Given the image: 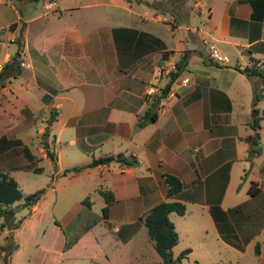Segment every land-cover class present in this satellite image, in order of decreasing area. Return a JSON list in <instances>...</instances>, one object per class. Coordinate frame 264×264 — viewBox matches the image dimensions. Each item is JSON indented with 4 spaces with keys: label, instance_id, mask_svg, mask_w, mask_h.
<instances>
[{
    "label": "crops",
    "instance_id": "0c3cea01",
    "mask_svg": "<svg viewBox=\"0 0 264 264\" xmlns=\"http://www.w3.org/2000/svg\"><path fill=\"white\" fill-rule=\"evenodd\" d=\"M154 1L0 0V73L14 56L20 62L15 76L0 77V172L21 189L20 179L46 172L38 165L45 161L50 179L30 215L14 229L3 227L0 237L19 234L34 219L54 220V193L73 182L84 193L100 194L105 186L113 195L107 217L97 216L83 241L104 256L97 237L106 231L116 242L137 244L145 227L140 218L165 198L162 174L169 173L182 182L175 199L185 213L208 218L226 244L243 254L252 250L264 264V0H192L168 17L149 5ZM184 8L192 12L186 25ZM211 44L224 63L209 57ZM185 51L187 65L160 97ZM154 98L155 121L138 127ZM254 108L258 143L246 140L254 134ZM119 153L136 164L65 171ZM252 186L259 188L254 195ZM72 210L66 207L65 215ZM52 233L57 238L60 229Z\"/></svg>",
    "mask_w": 264,
    "mask_h": 264
},
{
    "label": "rangeland",
    "instance_id": "374dc122",
    "mask_svg": "<svg viewBox=\"0 0 264 264\" xmlns=\"http://www.w3.org/2000/svg\"><path fill=\"white\" fill-rule=\"evenodd\" d=\"M185 2L183 4L188 7L187 5H190L192 0H185ZM19 6L21 7V4ZM184 11V17L180 21L186 25L188 24L187 18L192 15V12L187 8H184ZM161 13L166 17L171 14L168 10ZM194 15L198 20V15ZM206 16L204 13L202 18ZM38 165L44 167L46 172L41 175L31 174L28 178L20 179V186L24 193H32L41 188L45 189L50 182V179L47 178L49 177L48 165L45 161L39 162ZM39 178H47L42 184L44 186H37L40 182L38 181ZM233 179L236 184L237 178L234 177ZM63 180L65 178L58 181ZM102 187L103 190L106 189L105 186ZM54 195L55 200L52 203V209L50 208L54 220L48 216L44 218L46 223L40 221L35 224L37 221L34 219V224L31 227L29 224L28 226L26 224L21 225L19 234L18 231H13L6 234L5 237H0V264H153L161 261L145 233V227H143L144 231L139 229L137 232V240H135L137 244L116 242L115 235L111 231H106L102 238L98 236V241L105 249L103 252L105 256L96 250L93 242L83 241L87 231L86 227L87 229L88 227L91 228L96 223L97 216L102 218V206L106 205L104 196L99 194L97 188H91L84 193L78 189L76 183L72 182L59 186ZM52 197L53 195L48 196L40 208L48 206ZM78 199L80 203H75ZM12 206L14 214L9 218L1 217L0 225L3 223L8 226L9 222H15L19 225L23 217L30 215L29 209L22 207L21 202H16ZM68 206H72L73 210L71 215L66 216L65 208ZM48 213L50 212H47V215ZM172 213L169 215V219L174 223L178 234V242L172 247V257L176 259L184 250L190 249L189 253L178 264H193L195 261L198 264H258L257 257L253 255L252 250L243 254V252L226 244L223 241L225 237L220 238L212 225H208V218L201 216L200 213L191 215L188 210L183 217L175 212ZM36 214H41V211L39 210ZM109 221L111 223L117 222L115 218L114 220L111 218ZM52 228L54 231L60 229L59 237H55ZM259 236L262 237L261 234ZM230 242L233 240L230 239ZM9 244L12 245L10 249L1 250L2 246L7 247ZM16 250L20 252L18 256L13 254Z\"/></svg>",
    "mask_w": 264,
    "mask_h": 264
},
{
    "label": "trees",
    "instance_id": "16d2710c",
    "mask_svg": "<svg viewBox=\"0 0 264 264\" xmlns=\"http://www.w3.org/2000/svg\"><path fill=\"white\" fill-rule=\"evenodd\" d=\"M132 1V0H129ZM139 1V0H138ZM141 1V0H140ZM178 2V3H176ZM185 0H158L151 2L149 4L151 7H154L157 11L163 12L164 10L170 11L172 14L179 5H183ZM184 3V4H183ZM175 6V8H174ZM177 7V8H176ZM180 8L177 9L179 11ZM182 19V18H181ZM188 61V52L185 51L182 56L179 58L175 64V69L169 74L168 83L161 90L160 97L168 93L171 83L175 80L177 76L182 72V70L187 65ZM20 62L14 56L6 65L4 66V71L0 73V77L6 73L15 76L19 71ZM242 72L247 75H252L254 71L252 68H244ZM262 77L263 74L259 73ZM260 91H256L254 96V105L260 97ZM156 106V99L152 100L146 111L143 115L138 117L137 126L143 127L146 124L155 121L156 113L153 111V107ZM54 118L51 117L48 119L50 123ZM260 115L258 109L254 108L252 110L251 122L250 125L254 129V134L248 136L246 140L251 143H258L259 140V124ZM46 134V132L44 133ZM47 155L53 161L54 165L56 164V156L51 150H47ZM113 161H119L121 164L126 166H131L136 164V159L133 156H124L119 153L117 155H106L93 159L90 163L84 165L74 166L72 168L66 169V172L73 171L79 172L89 167H94L99 164H109ZM34 172H41V168L34 167ZM163 181L166 184V194L165 198L151 207L141 218L147 229L148 236L152 241V245L156 253L160 256L161 261L153 264H178L182 258H184L190 251V249L184 250L176 259L172 257V247L175 246L178 242V234L176 232L174 223L169 219V214L175 212L178 215H183L185 213V205L176 200L177 195L182 191L183 185L180 179L169 173L162 174ZM259 191L258 187H251L249 193L251 195L256 194ZM44 189H38L32 193H23L20 189L18 182L10 176L7 172H0V217L9 218L14 214L13 204L16 202H21L22 207L30 208L34 205L43 195ZM100 193L104 196L106 205L102 208L103 217H107L108 203L112 202L113 195L110 191L100 190ZM11 228H16L18 225L15 222H9ZM5 225L2 223L0 225V230L3 229ZM10 234V233H9ZM12 247L9 244L7 247L2 246L1 250L6 251ZM139 264V263H132ZM193 264H198L194 262Z\"/></svg>",
    "mask_w": 264,
    "mask_h": 264
},
{
    "label": "built area",
    "instance_id": "2783aa9c",
    "mask_svg": "<svg viewBox=\"0 0 264 264\" xmlns=\"http://www.w3.org/2000/svg\"><path fill=\"white\" fill-rule=\"evenodd\" d=\"M209 57L214 60L217 63H224L227 59L224 56V54L215 46V45H209ZM154 90L151 88L150 92H153Z\"/></svg>",
    "mask_w": 264,
    "mask_h": 264
}]
</instances>
